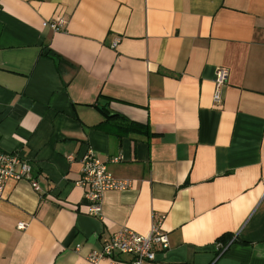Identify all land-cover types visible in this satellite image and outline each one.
Returning <instances> with one entry per match:
<instances>
[{
    "label": "crops",
    "instance_id": "crops-1",
    "mask_svg": "<svg viewBox=\"0 0 264 264\" xmlns=\"http://www.w3.org/2000/svg\"><path fill=\"white\" fill-rule=\"evenodd\" d=\"M0 147L41 189L7 182L0 264H93L155 216L169 248L153 264H264V0H0ZM90 149L132 180L103 217L78 183Z\"/></svg>",
    "mask_w": 264,
    "mask_h": 264
},
{
    "label": "built area",
    "instance_id": "built-area-1",
    "mask_svg": "<svg viewBox=\"0 0 264 264\" xmlns=\"http://www.w3.org/2000/svg\"><path fill=\"white\" fill-rule=\"evenodd\" d=\"M67 19L55 17L45 20L43 25L53 30H63ZM117 38L113 45H117ZM229 68L218 66L214 78L213 101L219 106L223 102L222 89L227 84ZM73 160V155H68ZM121 156L113 157L109 161L119 162ZM82 172L78 183L85 189L87 200V213L89 215L103 217L104 194L109 190H126L132 186L131 179L117 178L109 169L107 161L90 149L82 157ZM9 180L29 181L35 190H41L38 181L32 174L31 164L16 152H7L0 147V197L3 195ZM164 216L154 218L151 230L147 234L124 226L114 231L106 238L101 247L89 252L87 258L93 264L107 260L108 264H153L158 250L169 248V235L163 228ZM19 226L23 227L21 222ZM128 255L127 259L122 256Z\"/></svg>",
    "mask_w": 264,
    "mask_h": 264
},
{
    "label": "trees",
    "instance_id": "trees-1",
    "mask_svg": "<svg viewBox=\"0 0 264 264\" xmlns=\"http://www.w3.org/2000/svg\"><path fill=\"white\" fill-rule=\"evenodd\" d=\"M103 111H106V107L103 108ZM109 114V112H107ZM115 116H119L118 114H115ZM131 127L133 130H137V131H142L141 129L144 128L143 124H139V123H131Z\"/></svg>",
    "mask_w": 264,
    "mask_h": 264
}]
</instances>
